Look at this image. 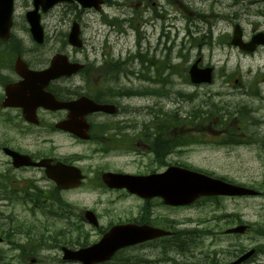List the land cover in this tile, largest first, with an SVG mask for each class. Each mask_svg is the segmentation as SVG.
<instances>
[{"label":"rangeland","instance_id":"obj_1","mask_svg":"<svg viewBox=\"0 0 264 264\" xmlns=\"http://www.w3.org/2000/svg\"><path fill=\"white\" fill-rule=\"evenodd\" d=\"M31 9L29 0H18L14 15L13 31L25 47L26 59L39 69L57 54L84 64L85 70L73 81L74 95L104 99L117 104L121 112L116 118L97 117L95 133L117 127L128 139L108 134L78 143L69 135L51 132L54 121L47 114L38 128L20 134L18 126H25L0 118V234L12 231L27 250L20 251V244H2L0 264H27L32 250L41 264H81L64 261L61 246L79 249L94 244L108 228L135 220L175 226L174 231L192 235L180 237L184 244L180 249L168 250L167 242L146 243L120 251L105 264H206L212 258L235 260L240 252L264 245L259 234L264 229L263 196L201 199L180 209L167 208L162 201L145 207L136 198L110 193L102 174L121 168L124 173L135 171L137 155L127 152L142 153L138 146L134 148L136 143L150 146L142 138L161 132L169 133L172 143L185 138L183 154L172 155V162L182 161L186 168L208 176L263 189L264 47L248 53L232 45L231 39L236 24L245 43L264 33V0H109L101 12L83 9L76 2L62 3L42 14L46 40L40 46L27 31L25 14ZM74 21L81 24V49L68 42ZM114 21L118 24L110 25ZM197 59L201 67L214 69L212 84L190 82L188 71ZM252 91H258V96L252 97ZM243 107L246 112L240 115L246 122L235 111ZM165 113L174 114L179 122L165 120ZM228 113L232 115L225 120L227 125L243 133L231 141L225 138L233 134L224 136L215 127ZM4 146L72 161L88 178L79 189L56 191L44 171L15 170L3 153ZM20 187L27 202L13 194ZM87 209L98 216V227L85 220ZM239 224L251 225V231L226 235L227 229ZM37 240L42 243H33ZM249 264H264V253Z\"/></svg>","mask_w":264,"mask_h":264},{"label":"water","instance_id":"obj_2","mask_svg":"<svg viewBox=\"0 0 264 264\" xmlns=\"http://www.w3.org/2000/svg\"><path fill=\"white\" fill-rule=\"evenodd\" d=\"M0 1L5 5L4 8L0 9V32L8 33L12 24L13 0ZM42 1L44 0L36 1V6L41 4ZM58 1L60 0H50L48 6H52ZM78 1L84 7H95L97 9L100 8V4L102 3V0ZM36 13L37 10L29 14V21L32 25V32L35 39L39 43H42L43 30L40 27L39 16ZM70 42L74 46H82V43L79 40V27L77 24L74 25L73 31L70 35ZM232 44L239 46L243 50L254 51L258 45H264V34L261 33L254 36L251 43L245 44L242 41V30L239 26H236ZM200 62L201 60L196 61L189 71L191 82L196 85L211 84L213 82V69L199 68ZM82 67L83 66L80 64H70L64 56H56L52 62V67L49 70L28 75L26 81L19 85L21 91L20 101L25 104L27 103V100H33L35 103L41 104V106L45 108L54 110L66 108L70 110V117L66 122L60 125V128L78 135L81 134L84 129H88L84 118L85 115L94 111L111 113L114 112V109L108 105H96L86 97H82L69 104H58L52 96L44 93V89L51 80L61 76H70L77 73ZM28 95H31L33 98ZM28 120L34 122V119H31L30 116H28ZM6 152L12 156L15 167H46L48 177L54 180L59 188L69 189L72 187H78L80 186L82 179H84V176L76 168L64 166L60 163L52 166L50 161L35 163L28 156H23L10 150H6ZM104 181L112 188L125 187L129 191L137 193L143 197H145V195L161 196L167 205L172 206L189 205L201 197H244L258 195V192L253 189L233 185L223 180L211 178L205 174L178 168H171L161 176H152L151 178L143 180L132 178L130 176L108 174L104 176ZM85 216L90 223L96 226L98 225L97 218L92 212H87ZM245 230L246 227L241 226L229 230L228 233H244ZM166 234L167 233L162 230L149 227L139 228L132 225L117 226L111 229L99 243L93 246L79 251L63 248L64 260H75L82 264L103 263L110 260L113 255L122 248L155 239ZM1 242L2 238H0V243ZM253 253L254 251H251L233 264H239L241 261L248 259Z\"/></svg>","mask_w":264,"mask_h":264},{"label":"flooded vegetation","instance_id":"obj_3","mask_svg":"<svg viewBox=\"0 0 264 264\" xmlns=\"http://www.w3.org/2000/svg\"><path fill=\"white\" fill-rule=\"evenodd\" d=\"M20 38L16 35L12 36L10 40L4 42L2 40H0V118H2L4 121L13 124V125H17V124H22L25 127H20L18 126V128H22V130L19 131L20 134H26V131H31L30 129H34V128H38L42 123L43 120L41 118L42 114H47V115H51L53 117V126L60 122L63 121L67 118L68 112L64 111V110H59V111H47V110H43V109H39L37 111V114L39 116L40 119V125L36 126V125H32L27 123L25 116H24V110L21 108H15V107H11V108H4L3 107V102L5 100V89L7 86L9 85H13V84H17L19 83L22 78L19 76V74L16 71V62L18 61V59L21 57L28 65L31 69H36L35 67H33V62L31 60L26 61V50L24 49L25 47L22 45L21 41L19 40ZM25 58V59H24ZM75 76L73 77H69V78H61L55 82H53L52 84H50V86L47 88V91H49L50 93H52L57 100L62 101V102H67V101H71L76 99L77 96L74 95V93L72 92V86H73V81H74ZM59 87V89H54L53 87ZM78 98V97H77ZM103 102L100 103H107L104 100H102ZM118 111V115H106L103 113H97L94 114L92 116H90L88 118V122L91 125L90 128V135H91V140L90 141H94L95 139H97V137H101L103 138L104 136H107L108 134H114L116 135V137H119L120 139H128L125 135V133H123V131H119L117 129V127H114V131H98V133H95V128H96V120L97 117L100 118L102 116H106L108 118H116L117 116H119L121 114V112ZM51 132L53 133H62V134H66L69 135L71 137H73L72 135L68 134V133H64L61 131H57L54 127L52 128ZM150 133H146V135H148ZM104 135V136H103ZM169 133H165L162 134L161 132L158 133H153V135L151 134V137L148 139L142 138L143 141H148L149 143H151L150 146H148L147 144L144 143H136V146L134 148H140L142 153H139L140 150L138 149L137 151L134 150L135 154L132 152H127V155H137L134 156V162L137 165V169L133 172H127L130 174H133L135 176H147L149 174H154L157 172H162L164 170H166L167 168H169L170 166H179V167H185L186 165L184 164V162L182 161H174L172 162L170 160V157L172 155H176L177 153H181V147H178L179 145H181V143L176 142H171L168 138ZM158 136V137H157ZM156 137V138H155ZM74 138V137H73ZM78 143L83 142L80 139L74 138ZM89 141V142H90ZM183 145V144H182ZM5 147H10L12 148V146H4L3 149ZM13 150L20 152V153H24V151H22L20 148H16L13 147ZM28 154V153H26ZM31 156L34 158H38L35 153H31ZM42 159L44 158H52L54 161H59L57 160L58 158H54L53 156H42L40 157ZM63 162V161H62ZM67 162V161H65ZM72 162V161H70ZM163 167H165L164 170ZM162 170V171H161ZM84 171V169H83ZM85 172V171H84ZM105 173L111 172V173H124V170L121 169H113V170H105ZM104 172H102V174H104ZM86 173V172H85ZM88 177V175H87ZM103 183V182H102ZM103 186L109 190L110 193H120L123 196H129L132 198H136V201H141L143 203V205L146 206H150L154 201H162V199L160 198H154L151 200H146L144 198H141L140 196H136L131 194L129 191H127L126 189H110L107 186H105V184H103ZM101 185V188L103 187ZM141 199V200H140ZM163 202V201H162ZM147 214V211L145 210L144 215ZM144 217V216H143ZM151 223L150 221H144V222H137V224H149Z\"/></svg>","mask_w":264,"mask_h":264},{"label":"trees","instance_id":"obj_4","mask_svg":"<svg viewBox=\"0 0 264 264\" xmlns=\"http://www.w3.org/2000/svg\"><path fill=\"white\" fill-rule=\"evenodd\" d=\"M251 93H252V96H254V97H257V96H258V91H252ZM242 110H243V112H242ZM235 111L238 113V116H240L241 119L243 118V120H244L245 122L247 121L245 115H240V113H241V114H244V113L246 112L245 107H243L242 109H239V110H235ZM234 114H236V113H234ZM231 115H232L231 113H228V116L225 117L224 120H223V117L221 116V117L218 119L219 122H218L217 125L215 126V127L217 128L216 131H218V132L220 131V132H222L224 135H226L227 132H229L230 134H233V136L231 135L230 137L225 138V140L227 139V140H230V141H231V139H235V138L240 137V136L243 135L242 132H239V128H238V127H234V128H232V127H230L229 125H227V123L225 122V120H226V119L228 120V118H230ZM165 116H166V120H168L169 122H172V123L179 122V120L177 119L178 117H177V116H174V114H172V113H171V114H166ZM203 118H204L206 121H209V122H210L209 117H203ZM223 128H225V129H223ZM249 138H250V137H249ZM260 187L263 188V189H260V190L264 193V181H263V184H262ZM11 224H12V227H13V229H14V233H15L16 222H13V221H12ZM1 234H2V235L6 238V240L9 241L11 244H12V243L20 244V245H19V246H20L19 248H20V250L23 251L24 253H25V251H27V250L25 249L24 245H22L20 242H18V241L15 240V235H13V232H12V231L9 230V231H6V232H1ZM259 234L262 235V236H264V229L261 228V232H260ZM190 235H192V234H190V233H186V237H189ZM24 236H25V235H24ZM37 242H38V243H42L41 240L34 241L33 243H37ZM44 243H45V241H44ZM262 247H263V249L260 250ZM259 251L262 252V253H264V245H262L261 247H259ZM30 253H31V255L35 256V252H34V250L30 251ZM220 263H221V261H219V259L217 260V259H215V258H212V259H210V261H207L206 264H220Z\"/></svg>","mask_w":264,"mask_h":264},{"label":"bare ground","instance_id":"obj_5","mask_svg":"<svg viewBox=\"0 0 264 264\" xmlns=\"http://www.w3.org/2000/svg\"><path fill=\"white\" fill-rule=\"evenodd\" d=\"M251 260L253 261V259H249V260H246V262H249V261H251Z\"/></svg>","mask_w":264,"mask_h":264}]
</instances>
